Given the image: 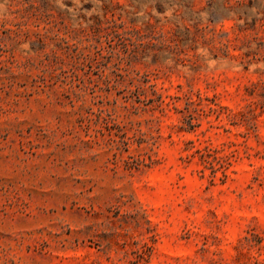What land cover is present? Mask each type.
<instances>
[{
	"label": "rangeland",
	"instance_id": "obj_1",
	"mask_svg": "<svg viewBox=\"0 0 264 264\" xmlns=\"http://www.w3.org/2000/svg\"><path fill=\"white\" fill-rule=\"evenodd\" d=\"M0 264H264V0H0Z\"/></svg>",
	"mask_w": 264,
	"mask_h": 264
},
{
	"label": "trees",
	"instance_id": "obj_2",
	"mask_svg": "<svg viewBox=\"0 0 264 264\" xmlns=\"http://www.w3.org/2000/svg\"><path fill=\"white\" fill-rule=\"evenodd\" d=\"M161 2V0H158V2ZM112 21V24H111V26H109L108 27V29H109V31L111 32V33H118L119 31H118V29L119 28H121L122 27V23L123 22H116V20L115 19H112L111 20ZM188 28L186 27V26H183V29H177L176 31H175V33H177V32H182L183 34H187V32H188Z\"/></svg>",
	"mask_w": 264,
	"mask_h": 264
}]
</instances>
